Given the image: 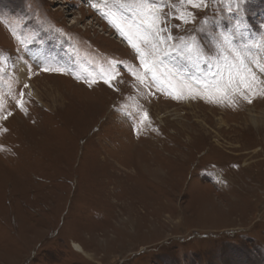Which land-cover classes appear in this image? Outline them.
I'll return each instance as SVG.
<instances>
[{
	"label": "rangeland",
	"instance_id": "374dc122",
	"mask_svg": "<svg viewBox=\"0 0 264 264\" xmlns=\"http://www.w3.org/2000/svg\"><path fill=\"white\" fill-rule=\"evenodd\" d=\"M145 2L0 0V264H264V0Z\"/></svg>",
	"mask_w": 264,
	"mask_h": 264
},
{
	"label": "snow or ice",
	"instance_id": "6c2138e0",
	"mask_svg": "<svg viewBox=\"0 0 264 264\" xmlns=\"http://www.w3.org/2000/svg\"><path fill=\"white\" fill-rule=\"evenodd\" d=\"M187 2L189 4L192 5L193 8H198L200 7V3H197L196 0H187ZM201 2H203V0H201ZM137 7L139 9L143 10V15L146 18H149L150 22H149V28L151 29V31H149L148 29H145V32L147 33L146 35H137V39L142 41L143 44L147 47L150 46L151 47V51L148 53H145V51L140 47V45L138 43H133V39L132 36L129 35L128 33H126L123 29V27L119 24L116 23L113 20H109L110 23H113V26L117 28L118 31L121 32L122 35L125 36L126 39H128L129 44L136 49V52L138 54V58L140 60V65L141 68L144 69L143 72V76L147 77L149 75L152 76L153 80L155 79V69L157 68V59L154 54L157 50V48L159 47L160 44L166 43L167 40H171L172 37L171 36H167L166 38H161L160 37V32L164 31V29H159L157 28V21H158V17L156 15L157 11H158V5L155 4L154 2H146L137 5ZM107 18V16H106ZM178 19H181L183 22L187 23L188 21L184 18L183 14H181L180 16L177 17ZM147 22V21H146ZM149 37H151V39H149ZM149 55H153L154 59L152 61H150L148 59ZM47 70V69H45ZM111 72H115V67L111 66ZM118 74V73H116ZM135 74V73H134ZM253 78H255V74L253 73ZM104 76H107V78H104ZM102 79L103 82L105 84H108L109 86H111L110 81L112 79H115V75L114 74H109V70H105V73L102 75ZM137 79L141 80V83H143V79H141V77H137ZM25 87H27V85H25ZM23 96V93H21V97ZM249 103H251V100H249ZM17 106L18 107H23V102L22 100L17 101ZM8 115H11V113H9ZM146 116V114H145ZM4 119H7V117H4Z\"/></svg>",
	"mask_w": 264,
	"mask_h": 264
},
{
	"label": "bare ground",
	"instance_id": "6f19581e",
	"mask_svg": "<svg viewBox=\"0 0 264 264\" xmlns=\"http://www.w3.org/2000/svg\"><path fill=\"white\" fill-rule=\"evenodd\" d=\"M116 36V35H115ZM117 38V37H116ZM253 121V120H252ZM72 248L76 251V252H78V253H80V254H82V255H85V256H87V254L82 250V248L79 246V245H77V244H73L72 245Z\"/></svg>",
	"mask_w": 264,
	"mask_h": 264
}]
</instances>
